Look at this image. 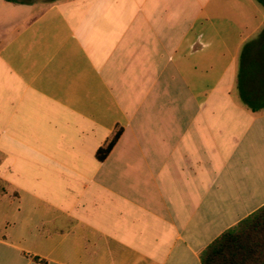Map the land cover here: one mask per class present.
<instances>
[{
  "label": "crops",
  "instance_id": "crops-1",
  "mask_svg": "<svg viewBox=\"0 0 264 264\" xmlns=\"http://www.w3.org/2000/svg\"><path fill=\"white\" fill-rule=\"evenodd\" d=\"M263 205L260 2L0 0V264H201Z\"/></svg>",
  "mask_w": 264,
  "mask_h": 264
},
{
  "label": "trees",
  "instance_id": "trees-1",
  "mask_svg": "<svg viewBox=\"0 0 264 264\" xmlns=\"http://www.w3.org/2000/svg\"><path fill=\"white\" fill-rule=\"evenodd\" d=\"M120 135L121 130H115L105 146L97 150L98 160L108 155ZM200 263L264 264V205L214 239L201 252Z\"/></svg>",
  "mask_w": 264,
  "mask_h": 264
},
{
  "label": "rangeland",
  "instance_id": "rangeland-1",
  "mask_svg": "<svg viewBox=\"0 0 264 264\" xmlns=\"http://www.w3.org/2000/svg\"><path fill=\"white\" fill-rule=\"evenodd\" d=\"M17 1H20V0H17ZM31 1L38 2L41 4H45V3H48L50 0H31ZM259 1L264 6V0H259Z\"/></svg>",
  "mask_w": 264,
  "mask_h": 264
}]
</instances>
